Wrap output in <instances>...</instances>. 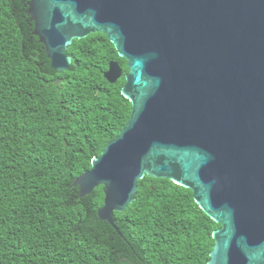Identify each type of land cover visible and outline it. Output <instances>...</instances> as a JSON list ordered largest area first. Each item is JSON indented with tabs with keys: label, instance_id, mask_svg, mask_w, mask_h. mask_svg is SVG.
<instances>
[{
	"label": "water",
	"instance_id": "water-1",
	"mask_svg": "<svg viewBox=\"0 0 264 264\" xmlns=\"http://www.w3.org/2000/svg\"><path fill=\"white\" fill-rule=\"evenodd\" d=\"M24 1L53 70L98 33L127 62L129 122L74 183L103 187L99 219L121 235L138 182L168 179L220 225L207 264H264V0Z\"/></svg>",
	"mask_w": 264,
	"mask_h": 264
},
{
	"label": "trees",
	"instance_id": "trees-1",
	"mask_svg": "<svg viewBox=\"0 0 264 264\" xmlns=\"http://www.w3.org/2000/svg\"><path fill=\"white\" fill-rule=\"evenodd\" d=\"M73 63L52 69L28 2L0 0V264H207L214 223L193 193L146 176L133 203L101 221L100 186L80 196L89 171L128 124V73L103 34L74 41ZM117 62L123 76L104 75Z\"/></svg>",
	"mask_w": 264,
	"mask_h": 264
}]
</instances>
